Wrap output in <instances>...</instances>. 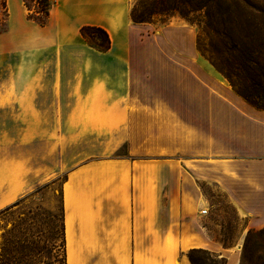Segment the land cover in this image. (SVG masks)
<instances>
[{
  "label": "crops",
  "instance_id": "0c3cea01",
  "mask_svg": "<svg viewBox=\"0 0 264 264\" xmlns=\"http://www.w3.org/2000/svg\"><path fill=\"white\" fill-rule=\"evenodd\" d=\"M132 1L50 0L40 26L27 18L23 0H4L0 61L34 51L36 71L43 48L87 43L83 26L100 27L110 39L88 64L98 80L86 101L111 143L101 158L72 168L62 185L65 264H190L191 248L238 264L239 251L231 254L197 223L201 194L187 181L219 187L246 218L243 232L263 227L264 110L211 78L190 25L168 23L158 39L141 35L143 23L130 19ZM171 32L188 34V51L177 42H170L177 51H159ZM121 146L125 153L115 155Z\"/></svg>",
  "mask_w": 264,
  "mask_h": 264
},
{
  "label": "rangeland",
  "instance_id": "374dc122",
  "mask_svg": "<svg viewBox=\"0 0 264 264\" xmlns=\"http://www.w3.org/2000/svg\"><path fill=\"white\" fill-rule=\"evenodd\" d=\"M252 1L264 8V0ZM26 2L34 5L32 0ZM5 17L0 5L1 31L6 29ZM182 23L190 25L178 16L169 20L172 25ZM190 26L195 33L194 50L199 54L198 29ZM161 27L143 23L137 30L158 39ZM184 35L167 34L159 51L175 52L179 46L188 51L189 38ZM93 39L103 42L97 34ZM33 52L25 50L20 57L9 54L0 61V264L65 263L62 185L72 168L101 158L111 143L100 134L97 108H88L86 101L98 80L97 71L90 74L88 64H96V54L102 51L89 43L43 48L38 51L36 71ZM19 63H24L25 69ZM204 64L211 78L228 85L207 60ZM123 153L125 146L115 155ZM188 178L187 184H197L201 194V206L194 210L197 223L207 225L212 237L231 254L238 250L240 263L246 218L237 213L219 187ZM262 261L264 250L253 255V263Z\"/></svg>",
  "mask_w": 264,
  "mask_h": 264
},
{
  "label": "trees",
  "instance_id": "16d2710c",
  "mask_svg": "<svg viewBox=\"0 0 264 264\" xmlns=\"http://www.w3.org/2000/svg\"><path fill=\"white\" fill-rule=\"evenodd\" d=\"M32 1L34 5L29 6L23 0L28 9L27 18L44 26L51 2ZM0 5L4 7V0H0ZM129 15L133 23L164 26L170 18L178 16L195 25L199 54L236 95L253 108L264 110V8L252 0H134ZM80 33L99 51L109 49L110 39L104 29L83 26ZM96 34L103 42L93 39ZM223 244L226 245L224 241ZM261 250H264V228L248 229L239 264H264V261L253 263V255ZM219 256L202 248L186 252L190 264H225V258Z\"/></svg>",
  "mask_w": 264,
  "mask_h": 264
},
{
  "label": "built area",
  "instance_id": "2783aa9c",
  "mask_svg": "<svg viewBox=\"0 0 264 264\" xmlns=\"http://www.w3.org/2000/svg\"><path fill=\"white\" fill-rule=\"evenodd\" d=\"M201 213H206V210L205 209L201 210Z\"/></svg>",
  "mask_w": 264,
  "mask_h": 264
}]
</instances>
